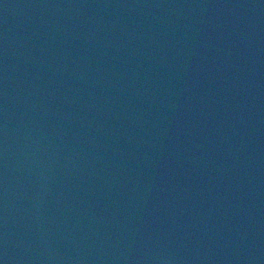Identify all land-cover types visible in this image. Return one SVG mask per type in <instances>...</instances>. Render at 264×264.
I'll return each instance as SVG.
<instances>
[{
	"label": "water",
	"instance_id": "95a60500",
	"mask_svg": "<svg viewBox=\"0 0 264 264\" xmlns=\"http://www.w3.org/2000/svg\"><path fill=\"white\" fill-rule=\"evenodd\" d=\"M0 264H264V0H0Z\"/></svg>",
	"mask_w": 264,
	"mask_h": 264
}]
</instances>
